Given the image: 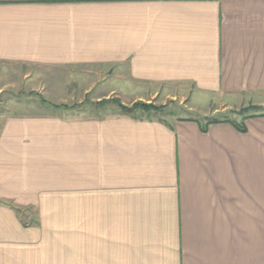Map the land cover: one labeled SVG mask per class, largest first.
<instances>
[{"label":"crops","instance_id":"crops-1","mask_svg":"<svg viewBox=\"0 0 264 264\" xmlns=\"http://www.w3.org/2000/svg\"><path fill=\"white\" fill-rule=\"evenodd\" d=\"M113 81L263 97L264 0H0V93L37 97L0 124V264H264V115L105 114Z\"/></svg>","mask_w":264,"mask_h":264},{"label":"rangeland","instance_id":"rangeland-1","mask_svg":"<svg viewBox=\"0 0 264 264\" xmlns=\"http://www.w3.org/2000/svg\"><path fill=\"white\" fill-rule=\"evenodd\" d=\"M113 86H117L120 91V96L122 97H113L109 98V100H105L99 104H102L99 109L105 113H115V111L119 110L120 107L118 105H124L128 108H132L134 104L137 102L129 105L128 101L132 99V93L133 90L129 87L128 83L126 81H113L111 83ZM7 92L0 93V124H3L4 118L8 115L17 114L18 112L21 113L20 110L21 107L17 106L16 101H21L24 99H33L36 100L37 97H28V95H24L21 92H12L10 90H6ZM178 91V90H177ZM175 96L166 97L165 95H160L155 98V100H151V104L154 106H158V110H154V112H147L143 111V109H137L133 112V115L138 116H148V115H156L161 118L170 119V117H178V116H187V117H197V118H203L204 117V110L200 111L193 107L194 103H198L201 105V107L204 106H211V113L206 115V119L208 120H241L243 118H247L253 115H264V96L259 97L255 96L252 99L244 98L242 100V97L240 95H236L234 97L230 96H223L218 98H211V103H209V98L205 97H199L194 96L191 98V96H188V98H182V95H190L188 92H184V94H180L175 91V89H172V93ZM89 100L86 105H90V98H87ZM261 100V101H260ZM78 101V100H77ZM70 102L69 107L72 109V115H78L81 108V105L83 106V103L80 104L78 102ZM149 101V100H146ZM141 102V101H139ZM142 102H145L142 101ZM253 102V103H250ZM146 103V102H145ZM97 104V103H94ZM193 104V105H192ZM98 105V104H97ZM35 106V105H34ZM110 106V107H106ZM36 108L34 107V113L36 112ZM67 108V107H66ZM85 108V107H83ZM87 108V107H86ZM74 109V110H73ZM206 109V108H205ZM61 111H58L59 113H64L63 109H60ZM40 112V111H39ZM203 112V113H202ZM32 113V112H31ZM86 113V112H85ZM24 213H29L28 211H24ZM34 215H37V212L33 211ZM61 214V213H60ZM25 216V215H24Z\"/></svg>","mask_w":264,"mask_h":264},{"label":"trees","instance_id":"trees-1","mask_svg":"<svg viewBox=\"0 0 264 264\" xmlns=\"http://www.w3.org/2000/svg\"><path fill=\"white\" fill-rule=\"evenodd\" d=\"M44 102H46L45 100H43ZM118 107H120V109L124 112V113H127V114H133V112L137 109H143V111H147V112H150L152 110H158L159 107L158 106H154L153 104L151 103H145V102H137L136 104H134L133 106H131L132 108H128L124 105H118ZM253 116H257V115H253ZM252 117V116H250ZM218 120H211V122H216ZM235 128H238L239 130L241 131H245L246 128L243 126V124H237V123H232Z\"/></svg>","mask_w":264,"mask_h":264}]
</instances>
